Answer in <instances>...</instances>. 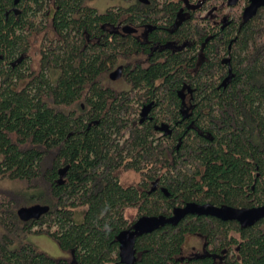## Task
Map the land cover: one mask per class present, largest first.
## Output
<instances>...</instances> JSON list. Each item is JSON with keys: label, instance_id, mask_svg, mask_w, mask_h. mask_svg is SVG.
<instances>
[{"label": "trees", "instance_id": "1", "mask_svg": "<svg viewBox=\"0 0 264 264\" xmlns=\"http://www.w3.org/2000/svg\"><path fill=\"white\" fill-rule=\"evenodd\" d=\"M13 1L0 0V53L9 59L24 44L22 32L13 28L16 20H5ZM44 1L21 0L25 14L19 23L31 26ZM84 1L62 0L54 20L65 33L66 48L58 53L52 46L44 69L60 74L43 73L18 91L11 86L24 79V70L1 76L0 176L21 182L26 191L0 188V264H122L118 237L143 216L170 217L191 202L235 208L264 205V8L246 24L237 11V24L222 31L223 50L235 41L231 84L218 90L211 69L204 80L193 79L201 91L198 109L205 104L210 109L205 122L199 111L198 126L173 124V137L155 143L151 123L140 128L133 120L134 91L117 95L99 83L103 73L136 49L133 39L103 37L101 26L134 24L138 16L147 22L164 14L172 18L178 5L171 0H153L150 6L124 0L127 9L111 7L101 13ZM83 29H89L93 41L89 50L80 44ZM191 31L186 28L184 33ZM186 76L157 67L133 81L144 82L146 96L159 102V119L177 121L175 89ZM160 78L164 83L156 89ZM73 106H78L76 111L64 110ZM199 130L210 132L211 139ZM65 167L69 170L60 185L59 170ZM121 169L141 172V183L124 186ZM35 204L49 206V213L22 222L19 208ZM80 208L86 211L76 222ZM130 209L137 213L133 220L127 217ZM42 234L72 253V261L52 258L20 240ZM189 235L204 237L213 253L230 255L224 264H264V219L244 227L197 215L138 237L136 264H182ZM192 262L213 264L206 259Z\"/></svg>", "mask_w": 264, "mask_h": 264}, {"label": "flooded vegetation", "instance_id": "2", "mask_svg": "<svg viewBox=\"0 0 264 264\" xmlns=\"http://www.w3.org/2000/svg\"><path fill=\"white\" fill-rule=\"evenodd\" d=\"M136 1L141 5L150 6L155 0ZM171 2L178 5L172 18L164 14L157 21L152 19L154 23L152 20V22H147L144 18L138 16V20L134 24L118 22L116 25L105 24L101 26L103 37L115 36L123 39H133L136 49L134 52L122 56L109 71L103 73L99 83L104 90L114 92L117 95L134 91L133 94L136 95L134 99L136 112L133 120H137V125L140 128L151 123L155 132L153 136L155 143H163L166 138L173 137V124L189 125L194 128L198 126L196 116L199 111H201L200 114L204 115L203 120L205 122L206 116L210 115V109L206 107V104L202 106V110L198 109L199 105L196 103V99L197 93L201 91L200 88L196 87L193 79L200 78L204 80L208 75L207 70L211 69L213 71L209 70V74L213 73L218 90L231 84L232 79L235 77V52L233 48L235 41L229 43L227 49L223 50L221 47L222 31L233 24H237L236 10L240 5H242L240 11L245 24L255 18L248 22L244 20L243 12L250 4L249 0H240L236 6H229L228 0H171ZM61 3L62 0H45L41 11L32 17L34 23L31 26L19 23L21 16L25 14L23 7L20 5L21 0H14L12 6L6 9L4 12L5 20H16L17 25L13 28L17 31V34L22 32L24 44L11 57L12 59L6 58L7 56L0 53V84L1 76L19 70H24V79L17 86H11L12 91L29 88L34 78L42 76L43 73L50 77H53L54 73H61L60 70L45 71L44 69V60L47 58L49 50H52V46L58 53H62V50L66 48L65 33L61 31L59 26L54 25V20L61 10ZM84 3L89 6V0H85ZM122 7L127 9V3L125 2V6ZM139 10L142 11L143 8L140 7ZM150 10L155 12V7ZM190 27L192 31L184 33L186 28ZM125 28H130L132 31H125ZM92 42L89 37V29H83L80 44L84 49L89 50V43ZM157 67L167 68L170 74L181 71L187 74L180 82L179 87L175 89L179 101V119L177 121L169 118L159 119L157 111L160 109V104L156 99L146 96L149 92L148 86L144 82H140L139 85L134 84L133 78L140 79L143 73L154 72ZM119 68H121L120 77L116 80L111 79V75ZM221 68L224 70L223 74L220 72ZM56 76L58 77V75ZM222 76L224 78L221 80ZM107 83L110 85H107ZM163 83L164 78L156 79L155 88L159 89V85ZM161 127H169V130L167 132L161 131L159 130ZM198 133L211 139L209 137L210 132L206 130H199ZM178 148L179 146H177ZM138 173L141 174V172ZM149 188H153V186L150 185ZM156 188H158L157 184L154 186V189ZM190 236L202 239L204 244L201 250L195 249L191 256L184 257L181 254L182 264H191L192 261L204 259L210 260L213 264L226 263L230 255L221 256L213 253L208 249V243L204 237L189 235L187 239ZM64 252L67 256L57 260L71 262L72 253ZM137 257L139 259L138 253Z\"/></svg>", "mask_w": 264, "mask_h": 264}, {"label": "water", "instance_id": "3", "mask_svg": "<svg viewBox=\"0 0 264 264\" xmlns=\"http://www.w3.org/2000/svg\"><path fill=\"white\" fill-rule=\"evenodd\" d=\"M239 1L240 0H228V4L229 6H236ZM249 2L250 4L243 12V17L246 22L256 17L259 9L264 7V0H249ZM125 31L130 32L132 30H130V28H125ZM120 71L121 68L114 72L111 75V79H118L120 77ZM159 130L167 132L169 127H161ZM68 170L69 167L59 170L58 184L63 185L65 183ZM49 211V206L35 204L32 206L21 207L18 210L17 215L22 222L28 223L33 220H40L44 215L48 214ZM190 215L214 217L225 222L236 221L244 227H251L264 219V205L255 208H235L226 205L215 206L211 203L197 204L191 202L187 203L184 207L175 210L170 217L143 216L134 223L131 229L124 230L120 233L118 237L120 245V262L122 264H136L138 262L136 250L138 237L151 234L167 225L177 226Z\"/></svg>", "mask_w": 264, "mask_h": 264}, {"label": "rangeland", "instance_id": "4", "mask_svg": "<svg viewBox=\"0 0 264 264\" xmlns=\"http://www.w3.org/2000/svg\"><path fill=\"white\" fill-rule=\"evenodd\" d=\"M89 6H92L96 8L99 12L104 13L107 9L111 7L125 6V2L124 0H90ZM241 6L242 5H240L237 8L236 13L237 11H240ZM107 85H110V84L107 83ZM77 107L78 106H73L70 109L64 108V110L66 111L75 110L76 111ZM119 175H120L121 183L124 186L137 185L139 184L140 181H142V178H143V175L139 174L133 169H121ZM0 188H3L5 190L15 191L17 193H22L26 191L24 184H22L21 182L11 181L10 179L3 178L1 176H0ZM23 207H26V206H23ZM85 211H86V208H80L77 210L76 217H75L76 222H81L83 220ZM136 214H137L136 210L134 209H130L127 211V217L130 220H133ZM20 240L22 242L26 241L32 244L38 251L43 252L52 258L60 259V258L67 256V254L61 250L59 245L45 234L21 236ZM203 244L204 242L202 239L198 237L190 236L186 240L182 256L184 257L191 256L195 252L194 251L195 249L201 250L203 247Z\"/></svg>", "mask_w": 264, "mask_h": 264}]
</instances>
